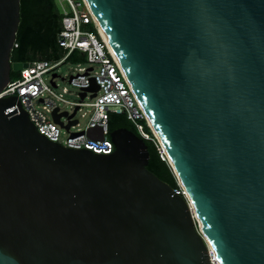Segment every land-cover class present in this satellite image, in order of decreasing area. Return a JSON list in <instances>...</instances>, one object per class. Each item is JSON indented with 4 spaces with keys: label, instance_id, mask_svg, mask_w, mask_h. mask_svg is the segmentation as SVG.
I'll return each mask as SVG.
<instances>
[{
    "label": "water",
    "instance_id": "obj_1",
    "mask_svg": "<svg viewBox=\"0 0 264 264\" xmlns=\"http://www.w3.org/2000/svg\"><path fill=\"white\" fill-rule=\"evenodd\" d=\"M86 1L187 200L127 127L110 154L68 148L2 97L0 264H211L208 246L264 264V0ZM19 10L0 0V89L27 65L10 59ZM76 109L53 120L68 130Z\"/></svg>",
    "mask_w": 264,
    "mask_h": 264
},
{
    "label": "built area",
    "instance_id": "obj_2",
    "mask_svg": "<svg viewBox=\"0 0 264 264\" xmlns=\"http://www.w3.org/2000/svg\"><path fill=\"white\" fill-rule=\"evenodd\" d=\"M60 1L68 6V9L61 7L60 28L57 33V44L63 50V56L58 59L28 61L27 65L18 71V75L14 78L10 77L0 89V98L8 95L18 96L29 120L37 131L48 140L64 147L88 149L98 154H110L114 151L115 146L109 136V115L111 113L123 114L133 126L135 133L143 140L151 141L161 159L168 161L145 110L138 101L116 55L112 52V48L103 38L100 26L87 1ZM89 24L93 25L94 30L83 29V26L87 27ZM15 47H17L16 39L13 42L12 50ZM72 51L82 53L85 62L89 65L87 68H80L74 75L68 77L69 84L78 90L79 100L77 101H69L61 93H56V77L58 75L52 76L55 68L66 60ZM48 73H51L49 80L45 78ZM93 82L98 86L95 95L91 97L92 91H86L84 97L81 98L80 93L89 88ZM63 92H67L66 88H63ZM88 96L91 99L90 102L85 101ZM60 102L68 104L69 109H61ZM82 106L92 109L85 127L72 132L68 131V134L62 137V126L53 120V110L56 108L57 113L66 111L68 115L73 112L75 107H77V112ZM75 114L70 119L61 115V120L65 118L66 121L63 123L66 124L69 120L76 119ZM76 120V123L71 124L70 127L79 124V120ZM94 126L101 128L103 139H94L86 135V130ZM73 132L76 134L72 135ZM175 177L176 186L172 187L174 193L187 200L183 185L176 175ZM193 218L195 220V217ZM207 248L210 263L220 264L213 249L209 246Z\"/></svg>",
    "mask_w": 264,
    "mask_h": 264
},
{
    "label": "trees",
    "instance_id": "obj_3",
    "mask_svg": "<svg viewBox=\"0 0 264 264\" xmlns=\"http://www.w3.org/2000/svg\"><path fill=\"white\" fill-rule=\"evenodd\" d=\"M19 24L16 32L17 47L10 54L12 61L28 62L34 59H58L63 50L57 44V33L60 28L61 13L55 0H19ZM94 30L93 25H88ZM71 62H84L82 53L72 51L66 58ZM11 71V77L14 78ZM127 127L135 132L133 126L123 114L111 113L108 120L109 130ZM148 152L146 168L170 186H176V177L167 160L161 159L155 145L144 140Z\"/></svg>",
    "mask_w": 264,
    "mask_h": 264
},
{
    "label": "rangeland",
    "instance_id": "obj_4",
    "mask_svg": "<svg viewBox=\"0 0 264 264\" xmlns=\"http://www.w3.org/2000/svg\"><path fill=\"white\" fill-rule=\"evenodd\" d=\"M55 4L59 12L61 11V7H64V9H68L67 4L64 2H61L60 0H55ZM83 29H90V28L83 26ZM88 66H89L88 63L85 61L84 62H71L69 60H64L53 71L54 73L58 75L56 77L57 86L55 88V92L61 93L62 96L69 101L79 100L78 90L69 84L68 77L70 75H74L77 71H79L80 68H87ZM15 73L17 72H13V76L16 75ZM50 76H51V73H48L45 75V78L49 80ZM63 88H66L67 92L64 93ZM85 101L86 102L91 101L89 96L85 98ZM60 107L63 110L69 109V105L62 103V102H60ZM91 110L92 109L90 107L82 106L80 110H78L75 114V118L79 120V124L70 127L69 130H66L64 127H61L62 137H65L68 134V131L72 132V131H76L79 129H83L88 121ZM62 121L65 122L66 121L65 118H62Z\"/></svg>",
    "mask_w": 264,
    "mask_h": 264
},
{
    "label": "bare ground",
    "instance_id": "obj_5",
    "mask_svg": "<svg viewBox=\"0 0 264 264\" xmlns=\"http://www.w3.org/2000/svg\"><path fill=\"white\" fill-rule=\"evenodd\" d=\"M100 32H101L103 38L105 39V41L108 43V45H109L110 48H111V45H110L109 41L107 40V38H106V36H105V34H104V32H103V30H102L101 28H100ZM112 52H113V50H112ZM113 53H114V52H113ZM114 54H115V53H114Z\"/></svg>",
    "mask_w": 264,
    "mask_h": 264
},
{
    "label": "crops",
    "instance_id": "obj_6",
    "mask_svg": "<svg viewBox=\"0 0 264 264\" xmlns=\"http://www.w3.org/2000/svg\"><path fill=\"white\" fill-rule=\"evenodd\" d=\"M87 27H89V26H87Z\"/></svg>",
    "mask_w": 264,
    "mask_h": 264
}]
</instances>
